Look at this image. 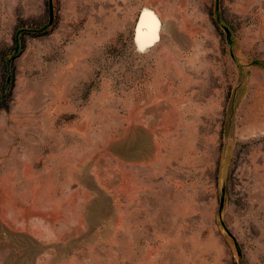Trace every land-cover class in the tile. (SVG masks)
<instances>
[{
  "label": "rangeland",
  "instance_id": "1",
  "mask_svg": "<svg viewBox=\"0 0 264 264\" xmlns=\"http://www.w3.org/2000/svg\"><path fill=\"white\" fill-rule=\"evenodd\" d=\"M262 108L264 0H0V264H264Z\"/></svg>",
  "mask_w": 264,
  "mask_h": 264
},
{
  "label": "crops",
  "instance_id": "2",
  "mask_svg": "<svg viewBox=\"0 0 264 264\" xmlns=\"http://www.w3.org/2000/svg\"><path fill=\"white\" fill-rule=\"evenodd\" d=\"M148 13H150V12H148ZM151 14V13H150ZM146 17H149V18H151V19H153V21H154V23H155V20H154V18L152 17V16H150L149 14H145L144 15V17L142 18V22H141V26H140V30H139V32H138V35H140V34H145L146 35V32L144 31V30H146L145 29V26H144V18H146ZM143 29V30H142ZM154 31H155V28H154ZM154 31H153V33L152 34H150V36H148V37H146V36H142L141 35V40H140V38H139V41L141 42V43H144V44H146V43H148L149 41H152V37H153V34H154ZM146 42V43H145ZM261 113H262V118H260V121L263 123V125H264V109L262 108V110H261ZM262 123H259V127L260 126H262Z\"/></svg>",
  "mask_w": 264,
  "mask_h": 264
},
{
  "label": "bare ground",
  "instance_id": "3",
  "mask_svg": "<svg viewBox=\"0 0 264 264\" xmlns=\"http://www.w3.org/2000/svg\"><path fill=\"white\" fill-rule=\"evenodd\" d=\"M144 26H145V29H146V30H144L146 32V35L144 33L143 34H140L139 35L140 40L142 39L141 38V35L142 36L144 35V36L148 37V36H150V34L153 33L154 28H155V23H154L153 19H151L149 17H146V18H144Z\"/></svg>",
  "mask_w": 264,
  "mask_h": 264
},
{
  "label": "water",
  "instance_id": "4",
  "mask_svg": "<svg viewBox=\"0 0 264 264\" xmlns=\"http://www.w3.org/2000/svg\"><path fill=\"white\" fill-rule=\"evenodd\" d=\"M150 15V14H149ZM151 16V15H150ZM154 18V17H153ZM142 22V21H141ZM157 25V24H156ZM156 30V29H155Z\"/></svg>",
  "mask_w": 264,
  "mask_h": 264
}]
</instances>
